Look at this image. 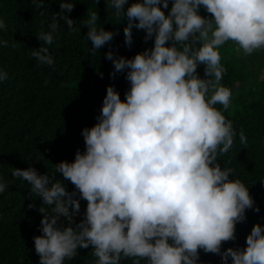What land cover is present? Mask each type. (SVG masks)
Wrapping results in <instances>:
<instances>
[{
    "label": "clouds",
    "instance_id": "clouds-1",
    "mask_svg": "<svg viewBox=\"0 0 264 264\" xmlns=\"http://www.w3.org/2000/svg\"><path fill=\"white\" fill-rule=\"evenodd\" d=\"M33 3L44 6V0ZM75 4L60 0L61 11L54 13L49 30L37 34L42 44L32 47L31 55L39 63H56L47 45L56 39L59 18L75 24L69 15ZM110 4L117 16L128 18L129 46L134 26L146 29L145 39L154 37V46L132 57L111 48L106 53L114 64L113 78L126 71L130 88L122 98L116 85L107 87L97 123L82 130L86 149H78L74 160L55 163L51 174L35 165L14 167L13 174L42 198L43 234L34 237L40 264H65L89 245L98 257L95 264H120L123 257H135L134 264L142 259L202 264L201 249L220 254L223 264H264V224L259 222L245 247L223 248L225 241L236 239L247 209L260 208L235 168L218 159L237 136L224 111L233 92L221 83L227 69L219 46L233 40L244 55L264 49V0H174L167 12L169 0ZM201 7L213 15H203ZM99 19L93 11L84 21L93 53L116 35ZM6 27L0 18V28ZM7 78V70L0 68V81ZM239 137L247 143L242 129ZM66 180L76 188L70 191ZM7 186L0 175V193ZM81 198L88 204L77 221ZM29 206L37 207L35 201Z\"/></svg>",
    "mask_w": 264,
    "mask_h": 264
},
{
    "label": "trees",
    "instance_id": "trees-1",
    "mask_svg": "<svg viewBox=\"0 0 264 264\" xmlns=\"http://www.w3.org/2000/svg\"><path fill=\"white\" fill-rule=\"evenodd\" d=\"M173 2L169 0L166 12ZM59 11L60 0H44L42 8L33 0H0V18L7 25L0 28V41H8L7 45L0 43V68L8 72V78L0 81V175L8 185L0 193V264H40L34 237L43 234L40 223L44 214L38 210L42 198L31 193L27 180L13 174L14 167L35 165L41 173L51 174L56 172L55 163L74 160L78 149H86L82 130L97 123L107 87L116 85L122 98L130 88L126 71L113 78L114 64L106 53L111 48L117 55L132 57L154 46V37L146 40V29L137 26L133 27L132 45L126 43L128 18L117 16L110 0H76L69 13L75 24L69 26L59 18L56 39L47 45L56 63L41 64L31 55L32 47L42 44L37 34L49 30L54 13ZM93 11L100 16L99 25L116 32L95 53L90 51L88 26L84 24ZM200 12L213 15L203 7ZM219 48L227 69L221 83L233 92L224 111L233 121L237 136L229 152L221 153L218 159L222 166L226 162L235 168V175L248 184L260 208L259 212L255 206L247 209V218L237 223L236 239L224 242L227 249L245 247L253 226L264 224V49L244 55L233 40ZM198 71L205 76V65L200 64ZM241 129L247 143L240 140ZM57 178L63 179V174L57 173ZM66 184L70 191L76 188L70 180ZM33 201L37 207L29 206ZM81 204L77 221L84 218L88 201L81 198ZM200 251L202 264H223L220 254ZM97 259L89 245L66 258L65 264H95ZM135 259L123 257L120 264H134ZM141 264H147L146 259Z\"/></svg>",
    "mask_w": 264,
    "mask_h": 264
},
{
    "label": "rangeland",
    "instance_id": "rangeland-1",
    "mask_svg": "<svg viewBox=\"0 0 264 264\" xmlns=\"http://www.w3.org/2000/svg\"><path fill=\"white\" fill-rule=\"evenodd\" d=\"M262 76H264V71L262 72ZM263 196H264V193H263Z\"/></svg>",
    "mask_w": 264,
    "mask_h": 264
}]
</instances>
